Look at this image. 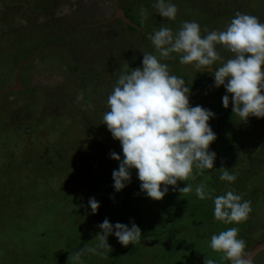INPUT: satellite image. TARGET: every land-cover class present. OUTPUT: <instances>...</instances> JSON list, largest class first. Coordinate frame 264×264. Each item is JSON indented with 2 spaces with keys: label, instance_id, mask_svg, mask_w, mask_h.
Instances as JSON below:
<instances>
[{
  "label": "rangeland",
  "instance_id": "1",
  "mask_svg": "<svg viewBox=\"0 0 264 264\" xmlns=\"http://www.w3.org/2000/svg\"><path fill=\"white\" fill-rule=\"evenodd\" d=\"M157 2L0 0V264H204L205 257L230 264L210 248L212 235L237 227L246 252L264 240V118L243 122L231 97L224 108L226 89L214 86L219 62L197 73L180 64V54L161 60L190 87V105L215 114L214 168L194 169V182L168 186L159 201L141 191L136 169L121 191L114 188L119 161L110 154L123 159V151L103 114L118 77L142 67L144 53L159 58L149 37L164 27L175 34L184 22L199 24L202 35L223 31L237 12L264 23V0H168L178 8L175 20L161 17ZM221 167L237 179L222 181ZM201 183L213 197L233 191L250 201L249 218L216 220L214 199L195 194ZM186 184L193 191L180 193ZM90 198L100 205L96 214ZM105 219L129 228L134 222L140 242L124 247L112 234L110 248L100 249ZM85 246L97 253L75 261ZM252 261L264 264V250Z\"/></svg>",
  "mask_w": 264,
  "mask_h": 264
},
{
  "label": "clouds",
  "instance_id": "2",
  "mask_svg": "<svg viewBox=\"0 0 264 264\" xmlns=\"http://www.w3.org/2000/svg\"><path fill=\"white\" fill-rule=\"evenodd\" d=\"M159 15L175 20L178 8L168 0H158L154 5ZM140 15L146 19L143 7ZM196 22H184L177 33L164 27L149 38L157 55L144 53L142 67L122 73L107 98L108 111L103 114L113 139L118 140L123 159L112 152L111 158L119 161L112 178L115 190L121 191L131 181V169L137 170L141 191L156 201L162 200L168 186L178 181H195L194 169L203 175L205 169H213L216 153L209 150L216 135L209 125L215 114L202 106H191L190 87L183 78L171 75L169 66L161 60L180 54L182 65H191L196 71L214 70V86H223L227 94L222 97L224 108L229 107L243 122L250 117L264 118V23L255 16L237 12L226 30L204 29ZM217 45L232 53L225 60ZM81 94L77 99H82ZM89 107H92L89 105ZM220 179L234 182L237 177L221 167ZM163 186V188H162ZM192 184L179 188L180 193H191ZM214 191V190H213ZM196 196L214 199V216L224 224H240L249 218L251 202L227 191L225 195L212 196L201 183L195 187ZM92 213L99 203L89 199ZM102 233L96 235L100 249L110 248L109 235L114 234L124 247L140 242L141 229L133 222L129 228L122 223L112 225L108 219L99 225ZM237 227L228 228L211 236L210 248L222 253V259L230 264H253L246 252V242L238 238ZM85 252L97 253V248H85L73 253L80 261ZM204 264H215L205 257Z\"/></svg>",
  "mask_w": 264,
  "mask_h": 264
},
{
  "label": "water",
  "instance_id": "3",
  "mask_svg": "<svg viewBox=\"0 0 264 264\" xmlns=\"http://www.w3.org/2000/svg\"><path fill=\"white\" fill-rule=\"evenodd\" d=\"M120 14L122 12H119ZM262 250H264V240L261 242H258L255 244V246H253L248 252L247 254L252 258H254V256L256 254H258L259 252H261Z\"/></svg>",
  "mask_w": 264,
  "mask_h": 264
},
{
  "label": "crops",
  "instance_id": "4",
  "mask_svg": "<svg viewBox=\"0 0 264 264\" xmlns=\"http://www.w3.org/2000/svg\"><path fill=\"white\" fill-rule=\"evenodd\" d=\"M120 14V13H119ZM121 15V14H120ZM3 93V92H2Z\"/></svg>",
  "mask_w": 264,
  "mask_h": 264
},
{
  "label": "flooded vegetation",
  "instance_id": "5",
  "mask_svg": "<svg viewBox=\"0 0 264 264\" xmlns=\"http://www.w3.org/2000/svg\"><path fill=\"white\" fill-rule=\"evenodd\" d=\"M10 93V92H9Z\"/></svg>",
  "mask_w": 264,
  "mask_h": 264
}]
</instances>
